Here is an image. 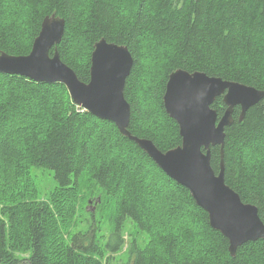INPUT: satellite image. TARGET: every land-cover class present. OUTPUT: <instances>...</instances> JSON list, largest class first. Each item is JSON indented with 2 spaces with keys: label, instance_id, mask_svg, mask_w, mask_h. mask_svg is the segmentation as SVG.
<instances>
[{
  "label": "trees",
  "instance_id": "16d2710c",
  "mask_svg": "<svg viewBox=\"0 0 264 264\" xmlns=\"http://www.w3.org/2000/svg\"><path fill=\"white\" fill-rule=\"evenodd\" d=\"M51 15L65 21L54 47L82 81L97 41L127 47V130L161 151L181 143L162 101L173 70L264 91V0H0V53L27 54ZM211 107L220 118L222 95ZM239 114L238 105L225 128L224 180L264 224V97ZM210 152L218 173L219 145ZM0 162V264H264V237L231 255L189 190L60 82L0 72ZM18 163L28 169L12 170ZM44 173L40 195L33 177ZM86 197L111 208L106 237L94 211L71 231Z\"/></svg>",
  "mask_w": 264,
  "mask_h": 264
},
{
  "label": "water",
  "instance_id": "95a60500",
  "mask_svg": "<svg viewBox=\"0 0 264 264\" xmlns=\"http://www.w3.org/2000/svg\"><path fill=\"white\" fill-rule=\"evenodd\" d=\"M64 27L63 18L46 16L27 54L0 53V72L39 82L59 81L76 105L112 121L169 177L189 190L195 203L207 212L210 226L228 239L231 255L241 244L263 238L264 224L256 206L243 202L225 183L223 145L225 128L233 121V107L240 106L242 120L245 111L264 97V91L205 72L173 70L162 101L166 113L178 124L181 143L161 151L151 140L133 136L127 130L131 108L124 97V84L133 63L127 47L104 39L97 41L90 57V77L85 82L60 59L54 47L60 42ZM221 95L226 109L218 118L211 104ZM215 145H219L221 156L218 173L210 165V147Z\"/></svg>",
  "mask_w": 264,
  "mask_h": 264
},
{
  "label": "rangeland",
  "instance_id": "374dc122",
  "mask_svg": "<svg viewBox=\"0 0 264 264\" xmlns=\"http://www.w3.org/2000/svg\"><path fill=\"white\" fill-rule=\"evenodd\" d=\"M90 65H91V59H90ZM57 82H59V81H57ZM16 160L17 159H13V163ZM0 164L1 165H4L3 162H0ZM15 168L16 169L18 168L19 171H17V172H20L22 169H26V168L28 169V167H26L25 164L24 165H21L20 163H18L17 165H15L12 168V170H14ZM49 177H50V175L47 174V173H44L43 175H40V176L36 175V176L33 177L36 180V182H37V185H38V188H39V192H40L39 194L40 195L46 190V188L48 189V187L50 186L51 183H49L50 182V178ZM88 200H89V198L86 197V201H79L78 202V208H77L78 209V212H77V214H74L72 216V219H71L72 220V223H73V225L71 226V228H72L71 231L78 230V229H83L87 225V223L85 224L86 218L88 220V214L87 213H89L90 211H94L95 214H97V216L99 217L100 222L102 223L101 234L106 237L107 235L110 234V221H111L110 218L112 216V210L108 206H105L104 205L105 206L104 207L103 206L104 203H102V204L97 203V205H96L94 203V201L88 202ZM87 222H89V221H87ZM123 249H125V247ZM119 256H121V255H119Z\"/></svg>",
  "mask_w": 264,
  "mask_h": 264
},
{
  "label": "flooded vegetation",
  "instance_id": "af4514ba",
  "mask_svg": "<svg viewBox=\"0 0 264 264\" xmlns=\"http://www.w3.org/2000/svg\"><path fill=\"white\" fill-rule=\"evenodd\" d=\"M237 106H238V105H236V106L233 107V111H234V108L237 107ZM233 111H232V114H233Z\"/></svg>",
  "mask_w": 264,
  "mask_h": 264
}]
</instances>
